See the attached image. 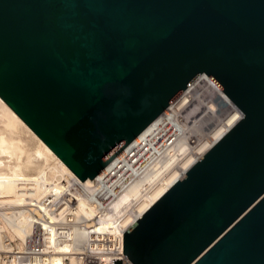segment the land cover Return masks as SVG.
I'll return each instance as SVG.
<instances>
[{
	"label": "water",
	"instance_id": "1",
	"mask_svg": "<svg viewBox=\"0 0 264 264\" xmlns=\"http://www.w3.org/2000/svg\"><path fill=\"white\" fill-rule=\"evenodd\" d=\"M202 72L246 114L124 232L135 264H264V0H0V95L82 180Z\"/></svg>",
	"mask_w": 264,
	"mask_h": 264
},
{
	"label": "bare ground",
	"instance_id": "2",
	"mask_svg": "<svg viewBox=\"0 0 264 264\" xmlns=\"http://www.w3.org/2000/svg\"><path fill=\"white\" fill-rule=\"evenodd\" d=\"M206 95L218 101V109L204 100ZM218 112H225L226 120H220ZM245 114L209 73L198 74L102 170L134 176L119 193L114 194L113 184L102 185L114 198L100 221H96V209L85 198L79 200L72 231L59 230L68 218L53 215L60 226L51 230L45 249L49 263L113 264V258H122V264H135L124 253V232ZM195 150L200 151L197 156ZM67 174L78 176L0 95V232L22 240L30 235L35 221L45 215L40 210L46 211L43 195L62 190ZM83 181L90 184L93 179ZM97 228L107 232L104 241H98L101 237L92 233ZM66 255L69 263L64 260Z\"/></svg>",
	"mask_w": 264,
	"mask_h": 264
},
{
	"label": "built area",
	"instance_id": "3",
	"mask_svg": "<svg viewBox=\"0 0 264 264\" xmlns=\"http://www.w3.org/2000/svg\"><path fill=\"white\" fill-rule=\"evenodd\" d=\"M133 176L134 174L119 176V174L101 171L88 184L78 176L67 174L63 180L62 190L59 192L49 191L43 195L42 204L46 206V211L40 210L45 212V215L39 221H35L34 230L30 235L22 240L18 236L10 238L4 231L0 232V264H50L49 253L47 254L45 249L49 244V237L52 235L51 230L53 228L56 230L57 226H60L56 220H53V215H63L68 218L66 224L58 228L59 230L66 233L72 231L71 226L75 222L74 217L79 200L85 198L96 209L95 216L98 222L104 216L106 208L111 209L110 205L114 198L113 195L107 194L102 185L113 184L114 194L119 193L132 181ZM34 218H37V213H34ZM116 222L114 221V223ZM81 223L84 225L83 221ZM98 226H100V222ZM92 233L101 237L98 241H104V235H107L103 228L100 230L97 228ZM64 260L67 263L70 262L68 255Z\"/></svg>",
	"mask_w": 264,
	"mask_h": 264
},
{
	"label": "rangeland",
	"instance_id": "4",
	"mask_svg": "<svg viewBox=\"0 0 264 264\" xmlns=\"http://www.w3.org/2000/svg\"><path fill=\"white\" fill-rule=\"evenodd\" d=\"M206 99H204L205 101L209 102V104L214 108V109H218V101L214 98V97H209V95H206L205 97ZM220 111V110H219ZM219 115H217V117H220V120H223L224 117H226V113L225 112H218ZM222 117V118H221ZM226 120V119H224ZM199 150H195L194 151V155L197 156V154L199 153Z\"/></svg>",
	"mask_w": 264,
	"mask_h": 264
}]
</instances>
